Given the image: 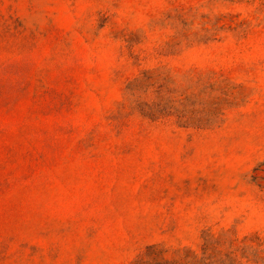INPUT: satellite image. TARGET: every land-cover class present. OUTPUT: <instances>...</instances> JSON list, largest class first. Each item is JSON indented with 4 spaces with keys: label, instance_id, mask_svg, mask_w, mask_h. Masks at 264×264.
Listing matches in <instances>:
<instances>
[{
    "label": "rangeland",
    "instance_id": "obj_1",
    "mask_svg": "<svg viewBox=\"0 0 264 264\" xmlns=\"http://www.w3.org/2000/svg\"><path fill=\"white\" fill-rule=\"evenodd\" d=\"M0 264H264V0H0Z\"/></svg>",
    "mask_w": 264,
    "mask_h": 264
}]
</instances>
